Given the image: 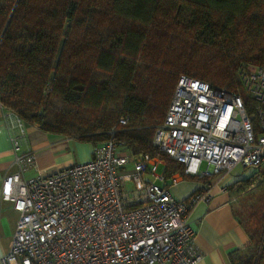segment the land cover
<instances>
[{
    "label": "trees",
    "instance_id": "obj_1",
    "mask_svg": "<svg viewBox=\"0 0 264 264\" xmlns=\"http://www.w3.org/2000/svg\"><path fill=\"white\" fill-rule=\"evenodd\" d=\"M242 60L264 66V0H0L1 105L44 132L158 156L166 176L182 164L152 137L178 77L233 88ZM250 239L230 264H264V226Z\"/></svg>",
    "mask_w": 264,
    "mask_h": 264
},
{
    "label": "built area",
    "instance_id": "obj_2",
    "mask_svg": "<svg viewBox=\"0 0 264 264\" xmlns=\"http://www.w3.org/2000/svg\"><path fill=\"white\" fill-rule=\"evenodd\" d=\"M236 73V89L178 77L152 137L182 164V173L168 175L170 185L159 183L166 176L157 172L161 158L113 139L95 145L89 159L25 179L21 172L36 166V155L11 137L18 171L3 177L1 198L18 216L0 264H197L202 254L188 213L209 189L179 199L170 186L179 177L223 176L237 164L252 170L264 161V66L248 62ZM13 119L23 133L24 121Z\"/></svg>",
    "mask_w": 264,
    "mask_h": 264
},
{
    "label": "crops",
    "instance_id": "obj_3",
    "mask_svg": "<svg viewBox=\"0 0 264 264\" xmlns=\"http://www.w3.org/2000/svg\"><path fill=\"white\" fill-rule=\"evenodd\" d=\"M12 114V115H11ZM13 113L0 103V257L8 251L18 212L9 200L1 198V183L6 175L16 173L13 164L14 152L11 137L18 140L21 150L34 151L36 166H28L21 172L28 179L39 172H49L55 168L89 159L93 144L79 141L73 137L44 132L34 124L24 122L21 133L15 126ZM162 171L164 169V164ZM262 165L257 170L262 177ZM247 169V176L251 172ZM258 175V176H259ZM257 176V177H258ZM179 177L170 191L179 199H186L203 188L209 189V197L198 201L189 210V222L195 230L194 245L202 254L197 264H230V256L240 253L251 243L250 236L235 210V200L240 192L229 189L239 179L231 172L223 176ZM169 176L159 181L161 185H170Z\"/></svg>",
    "mask_w": 264,
    "mask_h": 264
},
{
    "label": "rangeland",
    "instance_id": "obj_4",
    "mask_svg": "<svg viewBox=\"0 0 264 264\" xmlns=\"http://www.w3.org/2000/svg\"><path fill=\"white\" fill-rule=\"evenodd\" d=\"M248 62L250 61L242 60L241 63H239V66ZM235 77H237V75ZM236 88L237 85L236 87L230 89ZM261 165L262 172H264V161L261 163ZM248 168L249 167L243 166L242 164H237L230 172L231 174L236 175L238 178H243L244 175L247 174ZM161 171L162 166L160 165L157 172ZM262 187H264V176H256L247 188L243 189L239 193L237 192L238 195L235 200V210L237 215L239 216L246 230L250 233V236L254 237L259 235V232L264 226V195L262 194V190H260ZM239 254L241 257H243L245 255V250L241 251Z\"/></svg>",
    "mask_w": 264,
    "mask_h": 264
}]
</instances>
